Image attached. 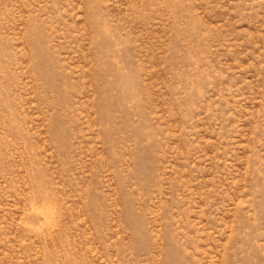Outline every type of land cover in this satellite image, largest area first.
Instances as JSON below:
<instances>
[{"label":"rangeland","instance_id":"obj_1","mask_svg":"<svg viewBox=\"0 0 264 264\" xmlns=\"http://www.w3.org/2000/svg\"><path fill=\"white\" fill-rule=\"evenodd\" d=\"M0 264H264V0H0Z\"/></svg>","mask_w":264,"mask_h":264}]
</instances>
